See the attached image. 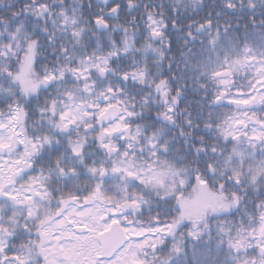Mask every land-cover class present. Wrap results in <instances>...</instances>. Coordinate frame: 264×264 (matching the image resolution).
Instances as JSON below:
<instances>
[{
    "label": "snow or ice",
    "instance_id": "1",
    "mask_svg": "<svg viewBox=\"0 0 264 264\" xmlns=\"http://www.w3.org/2000/svg\"><path fill=\"white\" fill-rule=\"evenodd\" d=\"M0 264H264V0H0Z\"/></svg>",
    "mask_w": 264,
    "mask_h": 264
}]
</instances>
